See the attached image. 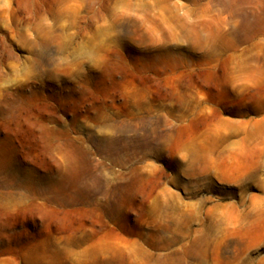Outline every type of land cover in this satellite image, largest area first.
Here are the masks:
<instances>
[{
    "label": "rangeland",
    "instance_id": "1",
    "mask_svg": "<svg viewBox=\"0 0 264 264\" xmlns=\"http://www.w3.org/2000/svg\"><path fill=\"white\" fill-rule=\"evenodd\" d=\"M232 237L264 264V0H0V264Z\"/></svg>",
    "mask_w": 264,
    "mask_h": 264
},
{
    "label": "bare ground",
    "instance_id": "2",
    "mask_svg": "<svg viewBox=\"0 0 264 264\" xmlns=\"http://www.w3.org/2000/svg\"><path fill=\"white\" fill-rule=\"evenodd\" d=\"M194 219L195 218H192L191 221H194ZM210 229H211V227L208 226L206 229H204V232L208 234ZM202 233H203V231H202ZM199 236L200 235H198L197 238L193 239L192 244H191V249H190V252L197 259H200L201 258V254H202V251H201V248H200L201 240H200ZM230 240L231 241H229V242L226 241L223 244V251L226 254H229L228 252H233V257L229 256L227 258L228 259L229 258H233V260L236 261L235 264H253L254 258L252 256H249V254L245 253V249H242V250L240 249V253H237L238 252L237 247L239 246V244L241 242V239L239 237L238 238L237 237H232Z\"/></svg>",
    "mask_w": 264,
    "mask_h": 264
}]
</instances>
